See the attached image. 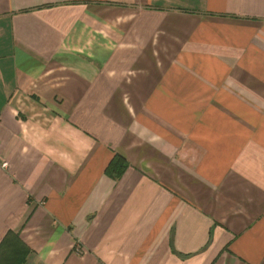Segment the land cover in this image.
<instances>
[{
    "label": "crops",
    "instance_id": "0c3cea01",
    "mask_svg": "<svg viewBox=\"0 0 264 264\" xmlns=\"http://www.w3.org/2000/svg\"><path fill=\"white\" fill-rule=\"evenodd\" d=\"M0 243L264 264V0H0Z\"/></svg>",
    "mask_w": 264,
    "mask_h": 264
},
{
    "label": "trees",
    "instance_id": "16d2710c",
    "mask_svg": "<svg viewBox=\"0 0 264 264\" xmlns=\"http://www.w3.org/2000/svg\"><path fill=\"white\" fill-rule=\"evenodd\" d=\"M128 164V161L123 155L116 153L108 163L105 171L107 174L119 178L125 172ZM14 246L15 245H4L0 243V264L23 263L30 248L25 244L17 246V248ZM13 249L16 250V252Z\"/></svg>",
    "mask_w": 264,
    "mask_h": 264
}]
</instances>
